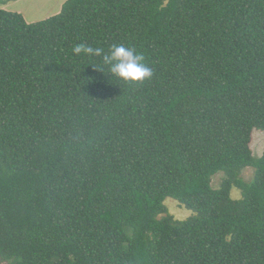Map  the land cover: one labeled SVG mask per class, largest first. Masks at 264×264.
<instances>
[{"label": "trees", "instance_id": "16d2710c", "mask_svg": "<svg viewBox=\"0 0 264 264\" xmlns=\"http://www.w3.org/2000/svg\"><path fill=\"white\" fill-rule=\"evenodd\" d=\"M254 131L264 0H68L36 23L0 10V259L264 264Z\"/></svg>", "mask_w": 264, "mask_h": 264}, {"label": "rangeland", "instance_id": "374dc122", "mask_svg": "<svg viewBox=\"0 0 264 264\" xmlns=\"http://www.w3.org/2000/svg\"><path fill=\"white\" fill-rule=\"evenodd\" d=\"M66 1L68 0H0V10L20 13L25 17L28 23H36L56 16ZM251 148L255 158H261L264 155L263 132H253V142ZM224 176L225 175L223 173H220L213 178L214 188H220ZM253 177V168H247L244 170L243 178L245 181L249 182ZM240 194V191L234 190L232 193L233 199H240ZM165 204L169 210V213L174 216L176 220L185 221L194 215L192 211L181 206L173 199H168ZM0 264L7 263H4L0 259Z\"/></svg>", "mask_w": 264, "mask_h": 264}]
</instances>
